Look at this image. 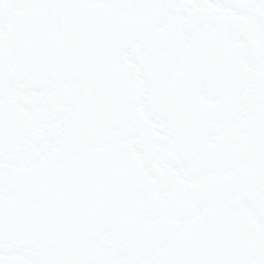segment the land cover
I'll return each instance as SVG.
<instances>
[{
    "label": "snow or ice",
    "instance_id": "snow-or-ice-1",
    "mask_svg": "<svg viewBox=\"0 0 264 264\" xmlns=\"http://www.w3.org/2000/svg\"><path fill=\"white\" fill-rule=\"evenodd\" d=\"M0 264H264V0H0Z\"/></svg>",
    "mask_w": 264,
    "mask_h": 264
}]
</instances>
